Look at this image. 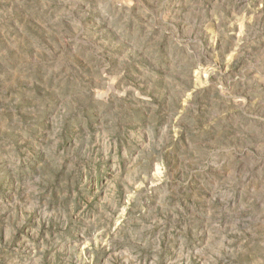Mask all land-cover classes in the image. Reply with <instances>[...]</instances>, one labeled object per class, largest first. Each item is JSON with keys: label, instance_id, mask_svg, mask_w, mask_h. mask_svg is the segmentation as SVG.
I'll return each instance as SVG.
<instances>
[{"label": "rangeland", "instance_id": "1", "mask_svg": "<svg viewBox=\"0 0 264 264\" xmlns=\"http://www.w3.org/2000/svg\"><path fill=\"white\" fill-rule=\"evenodd\" d=\"M0 264H264V0H0Z\"/></svg>", "mask_w": 264, "mask_h": 264}]
</instances>
